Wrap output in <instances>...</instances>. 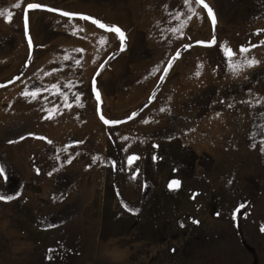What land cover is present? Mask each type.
<instances>
[{"label":"rangeland","instance_id":"374dc122","mask_svg":"<svg viewBox=\"0 0 264 264\" xmlns=\"http://www.w3.org/2000/svg\"><path fill=\"white\" fill-rule=\"evenodd\" d=\"M204 2L0 0V264H264V0Z\"/></svg>","mask_w":264,"mask_h":264},{"label":"snow or ice","instance_id":"6c2138e0","mask_svg":"<svg viewBox=\"0 0 264 264\" xmlns=\"http://www.w3.org/2000/svg\"><path fill=\"white\" fill-rule=\"evenodd\" d=\"M192 0H183L184 5H189L188 7V11L189 12H193V14H195V10L190 6L191 5ZM195 4L196 5H202L203 8L207 11V15L208 17L211 19V22L213 25H215L216 20H215V15L213 13V10L204 2V0H195ZM17 7H19V5H17ZM36 9H41V10H45L48 12H58V14L62 17H67L69 21H71L73 18H78L79 20H83V21H90L93 25H95L97 28L100 29H104L107 32H112L115 33L116 36L119 38L120 40V50L123 51L125 48V44L124 41L126 39L124 32L115 25H106L104 23H102L100 20L87 15V14H83V13H77V12H69V11H63V10H59V9H54V8H50L47 7L46 5H42L40 3H28L27 7L25 9V12H27V10H36ZM183 15V13H178L174 18L176 20H180V16ZM27 26H28V19H27V15H25V29H26V33H27ZM185 27V25L183 23H181V26L179 28H172L171 32L176 33L178 31H181V29ZM80 31H83V28L79 29ZM259 32V30H257ZM101 42L106 43L107 38L106 37H101ZM198 43H205L203 41H199ZM217 43L215 36H213L212 40L210 43L206 44V46H212L215 45ZM262 44H264V41H261ZM29 44H31V41H29ZM257 45H251V47H256ZM185 47H188V45H185ZM221 51L224 54V57L227 61V68L228 71L233 75V76H239L246 68H251L253 66H255L256 64L259 63V61L252 57V58H248L246 55L244 56V59L241 60H237L234 59V57L237 56V53L234 52L230 47H225V45L221 44L219 45ZM250 52V48L249 47H244L241 46L239 48V54H247ZM179 51L176 52V54L166 63V66L163 68L162 70V75L160 76V80L163 81L166 74L168 73L169 69L172 66V63L175 59L179 58ZM65 59H68V57L66 56ZM77 64L80 63L79 60L76 61ZM101 67H103L101 65ZM198 68L201 67V65L197 66ZM155 71H161L160 69H156ZM197 76L200 75L199 72L196 73ZM18 79V78H17ZM68 85H65V87H67ZM51 89H57L58 85L53 84L50 86ZM49 88H44L41 89L39 87L35 88L34 90H25L21 93L22 96L29 98L30 100H35L37 97H39L42 94V91H49ZM93 91L95 90V87L93 88ZM56 94H59L58 92ZM96 96L97 99H99V93L96 92ZM76 100L79 101V96L77 95ZM245 104L248 103V101H243ZM221 103H223V101H221ZM256 106H262V102L261 100H256L255 101ZM65 105L67 107H71V105L67 104V101L65 100ZM232 105H229V107H231ZM161 112L164 111L163 108L160 109ZM217 116H219V113H217ZM261 116L264 117V113H261ZM102 120H104L105 124H109V123H116L113 121H109L103 118V116L101 117ZM261 134H264V125L261 126ZM262 143H264V141H262ZM255 146V145H254ZM261 151H264V148H261ZM137 157H129V163H131L134 159H136ZM4 175V171L3 169H0V176ZM179 181H172V183L169 185L170 188L172 187H179ZM18 195V193H17ZM14 197L13 196H5V195H0V201H10L12 200ZM194 223H198V221H193ZM261 231H264V228H261Z\"/></svg>","mask_w":264,"mask_h":264},{"label":"water","instance_id":"95a60500","mask_svg":"<svg viewBox=\"0 0 264 264\" xmlns=\"http://www.w3.org/2000/svg\"><path fill=\"white\" fill-rule=\"evenodd\" d=\"M124 50H125V48H124ZM124 50H123V51H124ZM120 51H121V50H120ZM93 85H95V82H93Z\"/></svg>","mask_w":264,"mask_h":264}]
</instances>
